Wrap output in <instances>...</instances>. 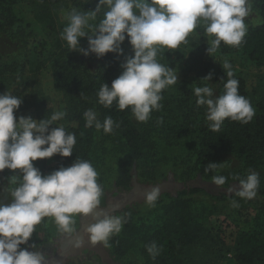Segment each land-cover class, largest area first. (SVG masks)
Segmentation results:
<instances>
[{"label":"clouds","instance_id":"9594fccd","mask_svg":"<svg viewBox=\"0 0 264 264\" xmlns=\"http://www.w3.org/2000/svg\"><path fill=\"white\" fill-rule=\"evenodd\" d=\"M254 0H99L94 11L76 12L68 16V26L61 38L66 41L70 52L83 56L106 54L123 55L122 45L128 40L133 55L124 58L121 74L101 85L98 102L110 108L115 102L123 111L130 109L138 122H147L154 110L162 108V91L178 85L176 70L158 62V53L164 49L176 50L187 44L189 34L198 27L212 37L207 42V52L215 53L223 42L239 47L244 42L249 25L264 24V18L254 14ZM102 6H107L103 19L95 21ZM90 29L91 35L85 29ZM87 38L88 47L82 48L80 41ZM171 52V51H169ZM166 52H163L165 55ZM223 70L230 79L224 84V92L214 98V89L208 85L193 89L197 107H206V120L212 131H219L225 120L248 124L255 116V109L238 92V80L231 78L232 65L225 60ZM211 74L203 80L210 81ZM22 98L8 91L0 94V173L5 169L18 174L9 179V187L0 193V264H50L49 258L37 246L28 241L36 233V227L45 218H52L61 235L72 239V246L80 248L84 240L77 233V217L89 220L84 230L92 244L110 247L109 240L121 232L124 215H116L119 209L98 210L103 189L98 181V172L87 160L77 159L69 167L44 175L33 162L47 160L56 155L71 157L76 145V136L63 126H56L65 113L54 112L49 119L35 120L17 117ZM86 127L101 129L105 134L113 132L111 117L103 121L93 109L84 112ZM159 123H163L162 120ZM51 125L56 127L51 128ZM222 164L209 163L205 172L214 171ZM238 179V188L229 186L227 193L252 200L257 196L260 177L250 172L246 179ZM227 178L212 177L213 185L221 188ZM159 186L144 193L143 199L155 207L160 196ZM233 207L238 202L232 201ZM155 259L160 249L155 243L147 247Z\"/></svg>","mask_w":264,"mask_h":264},{"label":"rangeland","instance_id":"374dc122","mask_svg":"<svg viewBox=\"0 0 264 264\" xmlns=\"http://www.w3.org/2000/svg\"><path fill=\"white\" fill-rule=\"evenodd\" d=\"M6 1H14L12 7L15 15L22 23L28 24L29 28L20 42L0 38V94L8 91L22 98L19 109L14 113L17 119L30 116L37 120L34 109L36 105L40 110H50L51 115L57 111L64 112V118L55 123L56 126L65 127V117L71 111V103L56 85L51 58L59 44L67 50L62 56L66 57L71 53L81 61L91 65L96 63L90 55L85 57L79 52H70L61 36L63 29L68 26V16L72 11H94L99 0H50L44 4L39 0ZM253 9L254 14L259 15L255 2ZM107 10V6H102L96 20L89 23L98 24ZM85 31L92 34L90 29L86 28ZM211 39L202 27H198L189 34L187 44H182L176 50L164 49L165 55L163 52L158 53V62L168 65L178 73V85L165 89L167 95L174 100L186 90L194 93L195 87L204 85L212 87L215 91L217 84L214 78L226 71L223 70V63L227 60L232 65L234 75L244 81L246 99L256 112V105L264 102V64L257 66L243 56L224 54L219 49L208 54L207 42ZM126 42L127 39L122 45L123 49ZM86 43L87 38H82L81 47L86 49ZM129 48L132 49L130 46ZM133 54L131 51L128 56ZM22 66L25 67V85L19 86L12 80L11 75ZM209 74L212 79L203 80ZM177 103L178 101L172 102L170 106V118L181 117V107L177 108ZM147 122L150 123L149 120ZM56 126L52 125V128ZM159 127H153L152 149L139 163L131 167L130 182L124 189L114 185L119 171L129 161V153L124 143L117 138L102 141L98 135L93 142L92 166L99 174L98 181L103 189L98 210L111 212L114 206H118L119 210L114 214L125 216L122 230L117 234L122 236L129 246L123 259L124 263L130 261L132 264H143L139 253L142 239L165 219L170 211L172 199L183 191L197 187L202 189V192L188 198L192 211L202 217L205 232L198 242L186 249L183 264H228L233 260L239 232L255 226L264 232V213L256 209L252 200L236 196L234 200L239 206L233 207V200L221 197L229 194L226 191L229 186L238 188L236 179L231 178L240 169L238 157L232 153L224 154L217 175H222L227 180L225 185L218 188L213 185L212 177H203L190 167L196 141L165 136ZM189 136L193 137L192 134ZM33 164L38 168L37 161ZM256 170L264 175V166H257ZM16 174L18 173L7 169L0 173V193L10 186L9 179ZM155 186L160 187L161 193L155 207H150L144 201L143 195ZM76 219L77 233L84 240L80 248L68 247L71 238L61 235L51 218L46 224L45 233L40 234L39 242L34 244L37 246L36 250H41L49 258L50 264H123L112 256L111 246L105 248L87 240L84 230L89 220H81L79 217ZM21 247L33 250L28 245ZM63 249H69L66 257L56 261L55 257Z\"/></svg>","mask_w":264,"mask_h":264},{"label":"trees","instance_id":"16d2710c","mask_svg":"<svg viewBox=\"0 0 264 264\" xmlns=\"http://www.w3.org/2000/svg\"><path fill=\"white\" fill-rule=\"evenodd\" d=\"M39 1L44 4L50 0ZM254 2L259 16L264 18V0H254ZM13 4L14 1L13 3L6 0L1 1L0 38H6L11 42H20L29 25L22 23L15 15ZM86 45L88 44L86 43ZM129 46V43L126 42L121 56L109 53L103 58H97L95 55H90L96 61L91 65L89 62L79 60L71 53L66 57L62 56L67 50L63 46L57 45L55 54L51 58V65L57 87L65 93L71 103V111L65 117L64 128L75 134L77 143L71 157L63 158L56 155L47 160H38V169L42 174L47 175L60 167H69L77 157L92 164V148L95 137L98 135L102 141H111L117 138L124 143L129 153V161L123 165L125 167L121 168L114 182L117 188L124 189L130 182L131 167L150 153L152 129L153 127L158 128V126L162 128L165 136H176L180 140L185 138L196 141L190 167H193L194 172L196 171L195 173L203 177L210 178L218 174V169L208 172H205L204 169L209 163L220 164L226 153L236 155L240 163V169L231 176L233 180L237 177L246 179L250 172H257V166H264V102L256 105L255 116L248 124L225 120L219 131L210 129V122L206 120V107H197V98L191 90L177 95L178 97L174 100L170 99L166 90H163V99L160 101L162 108L151 113L150 123L136 121L130 109L121 111L115 102L110 108L99 104L97 94L101 85L107 83L110 87L112 81L121 74L120 65L132 51ZM219 50L224 54L243 56L255 65L262 66L264 64V24L249 26L244 42L239 47L228 46L221 42ZM24 70L25 67L22 66L20 69L14 70L12 73L14 75H11L12 80L19 86L25 85ZM231 78L238 80V92L246 98L244 81L235 75ZM228 79L230 78L227 77L226 71L214 78V82L217 84L214 98L223 94L224 84ZM176 101H178L176 107H181V117L170 118L168 115L170 106L172 102ZM34 109L38 121L51 117V111L48 109L40 110V107L36 105H34ZM88 109L96 111L98 119L101 121L106 117H111L114 124H118L119 127H114L113 132L109 134H105L102 129L97 132L94 127H86L84 112ZM160 120L163 123H159ZM189 134H192L193 137ZM259 177L258 193L252 202L257 210L264 213V175L259 174ZM236 183H238V179H236ZM200 192L202 189L192 188L179 193L176 198L171 200L170 211L165 219L142 239L139 253L143 264H183L186 249L198 242L205 232L203 219L192 211L188 198L198 195ZM221 197L231 201L236 198V195L227 194ZM50 219L45 218L36 227V233L34 232L28 241V246L39 242L38 236L45 233L46 224ZM152 243H155L160 249V254L155 259L147 251V247ZM109 244L115 259L123 264H132L130 261H125V263L123 261L129 246L122 236H112ZM228 264H264L263 230L255 226L239 232L233 260Z\"/></svg>","mask_w":264,"mask_h":264},{"label":"crops","instance_id":"0c3cea01","mask_svg":"<svg viewBox=\"0 0 264 264\" xmlns=\"http://www.w3.org/2000/svg\"><path fill=\"white\" fill-rule=\"evenodd\" d=\"M79 235H80V234H79ZM70 245H71V246H70ZM68 247H72V239H70V244H69ZM67 250H69V249H63V250L61 251V253H59V255H57V256L55 257V260L58 261V259L61 260L62 258L66 257V255H67V253H68Z\"/></svg>","mask_w":264,"mask_h":264}]
</instances>
